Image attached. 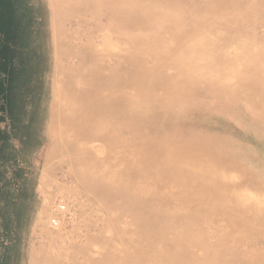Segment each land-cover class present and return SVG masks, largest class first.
I'll use <instances>...</instances> for the list:
<instances>
[{"label": "bare ground", "instance_id": "obj_1", "mask_svg": "<svg viewBox=\"0 0 264 264\" xmlns=\"http://www.w3.org/2000/svg\"><path fill=\"white\" fill-rule=\"evenodd\" d=\"M249 1L48 0V164L68 166L76 192L117 219L128 214L131 224L122 232L112 222L124 247L109 242L99 259L85 247L81 262L68 256L63 263L67 251L78 250L62 241L60 256L42 264H104L111 253L116 264H264V251L234 237L258 214L259 203L247 204L253 175L237 182L215 166L229 144L208 131L219 127L220 113L190 99L194 90L219 98L216 89H232L226 98L264 120V41L235 52L234 43L221 45L206 30L251 38L264 21H239V7ZM123 41L132 49L117 53ZM253 149L241 159L264 176ZM227 154L239 158L236 149Z\"/></svg>", "mask_w": 264, "mask_h": 264}, {"label": "rangeland", "instance_id": "obj_2", "mask_svg": "<svg viewBox=\"0 0 264 264\" xmlns=\"http://www.w3.org/2000/svg\"><path fill=\"white\" fill-rule=\"evenodd\" d=\"M239 8V21L247 20L246 15L251 18L248 21L257 20L251 21L252 25L264 21V0H250ZM8 17L10 22L0 28V264H42L44 259L60 256L62 241H74L78 250L67 251L60 259L63 263L68 256L79 257L81 262L80 249L85 247L93 260L99 259L106 253L105 245L109 242L124 247L123 242L115 239L110 225L115 221L117 228L125 232L131 224L130 216L125 214L117 219L116 212H104L76 192L68 166L58 161L48 164L52 152L48 128L53 79L48 0H9ZM206 30L212 31L213 40L221 45L234 43L235 52L245 50L252 42L264 41V27L249 34L248 40L238 38L240 34L235 29ZM245 32L248 31L243 34ZM131 49L126 41L115 47L117 53ZM107 59L105 63L110 62ZM129 66L123 59V70H128ZM224 89H216L219 98L194 90L190 99L197 104L205 101L210 109L220 113L216 118L219 129L208 131L229 144L225 152L216 154L215 166L236 177L237 182L245 183L247 177L253 175L252 196L248 198L252 203L247 204L259 203L258 214L251 221L250 229H241L234 237L262 252L264 235L252 234L251 230L253 227L264 230V176L258 166L241 158L248 148L254 147L264 160V120L255 111L243 109L241 102L226 98L233 96L229 93L234 90L222 91ZM235 149L239 160L227 154ZM53 220L58 222L57 226L53 225ZM33 251H37L36 263L30 260ZM110 255L104 264H116L115 257Z\"/></svg>", "mask_w": 264, "mask_h": 264}, {"label": "trees", "instance_id": "obj_3", "mask_svg": "<svg viewBox=\"0 0 264 264\" xmlns=\"http://www.w3.org/2000/svg\"><path fill=\"white\" fill-rule=\"evenodd\" d=\"M9 0H0V28L2 24H8L10 18L8 17Z\"/></svg>", "mask_w": 264, "mask_h": 264}, {"label": "built area", "instance_id": "obj_4", "mask_svg": "<svg viewBox=\"0 0 264 264\" xmlns=\"http://www.w3.org/2000/svg\"><path fill=\"white\" fill-rule=\"evenodd\" d=\"M64 208L65 207H62V209H64ZM52 223H53L54 226H57L58 225V222L56 220H53Z\"/></svg>", "mask_w": 264, "mask_h": 264}]
</instances>
